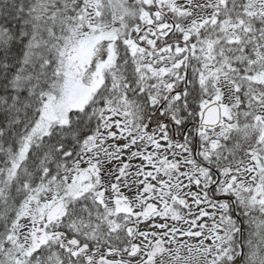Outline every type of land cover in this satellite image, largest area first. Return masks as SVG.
<instances>
[{
    "label": "snow or ice",
    "instance_id": "1",
    "mask_svg": "<svg viewBox=\"0 0 264 264\" xmlns=\"http://www.w3.org/2000/svg\"><path fill=\"white\" fill-rule=\"evenodd\" d=\"M0 264H264V0H0Z\"/></svg>",
    "mask_w": 264,
    "mask_h": 264
}]
</instances>
